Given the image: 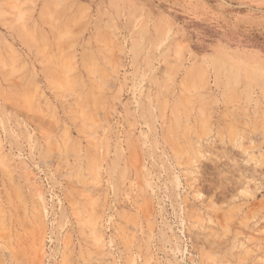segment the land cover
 Instances as JSON below:
<instances>
[{"label": "rangeland", "instance_id": "1", "mask_svg": "<svg viewBox=\"0 0 264 264\" xmlns=\"http://www.w3.org/2000/svg\"><path fill=\"white\" fill-rule=\"evenodd\" d=\"M0 264H264V0H0Z\"/></svg>", "mask_w": 264, "mask_h": 264}]
</instances>
